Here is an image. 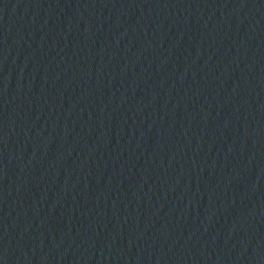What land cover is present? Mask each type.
Here are the masks:
<instances>
[{"label":"water","instance_id":"95a60500","mask_svg":"<svg viewBox=\"0 0 264 264\" xmlns=\"http://www.w3.org/2000/svg\"><path fill=\"white\" fill-rule=\"evenodd\" d=\"M0 264H264V0H0Z\"/></svg>","mask_w":264,"mask_h":264}]
</instances>
